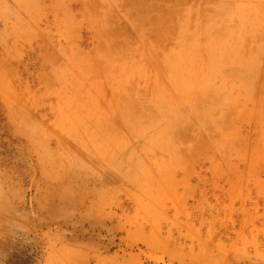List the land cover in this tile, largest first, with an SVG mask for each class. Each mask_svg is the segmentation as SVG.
Listing matches in <instances>:
<instances>
[{"label": "rangeland", "instance_id": "rangeland-1", "mask_svg": "<svg viewBox=\"0 0 264 264\" xmlns=\"http://www.w3.org/2000/svg\"><path fill=\"white\" fill-rule=\"evenodd\" d=\"M0 264H264V0H0Z\"/></svg>", "mask_w": 264, "mask_h": 264}]
</instances>
